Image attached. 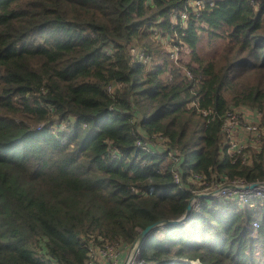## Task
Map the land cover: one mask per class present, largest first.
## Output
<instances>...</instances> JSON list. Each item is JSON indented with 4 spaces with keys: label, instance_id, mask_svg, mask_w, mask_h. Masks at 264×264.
Wrapping results in <instances>:
<instances>
[{
    "label": "trees",
    "instance_id": "16d2710c",
    "mask_svg": "<svg viewBox=\"0 0 264 264\" xmlns=\"http://www.w3.org/2000/svg\"><path fill=\"white\" fill-rule=\"evenodd\" d=\"M188 2L0 0V264H87L207 183L264 182V149L243 162L222 131L229 110L264 113V0ZM139 260L264 264V200L201 197Z\"/></svg>",
    "mask_w": 264,
    "mask_h": 264
},
{
    "label": "built area",
    "instance_id": "2783aa9c",
    "mask_svg": "<svg viewBox=\"0 0 264 264\" xmlns=\"http://www.w3.org/2000/svg\"><path fill=\"white\" fill-rule=\"evenodd\" d=\"M206 0H190L188 2L191 6L198 8L203 7ZM174 18L179 17L183 23L188 18L187 10H181L173 14ZM132 54L142 56L137 48H132ZM178 48L170 50L169 56L177 61ZM187 75H190L189 71H186ZM206 113V111H204ZM264 113L261 111L243 107L238 110H229L225 113L222 123V131L225 134V148L226 152L231 156H240L242 161L247 159L246 149L251 147L253 149H264ZM144 147V146H143ZM196 179H200L199 176H195ZM176 180L179 181V176L176 175ZM257 182L252 187L243 188L244 184H250L251 182H245L242 180H233L227 184H235L240 187H226V184L213 183L205 184L204 189L195 190V192H208L218 189L211 197L233 199L239 205L252 204L257 200H264V182ZM198 206V204L196 205ZM254 227H258V223H254ZM129 246H125L123 250L115 248L111 245H104L102 247L90 248L89 259L87 264H96V260L101 258L107 261L108 264H122L125 255L129 254ZM125 253L123 259L122 254ZM128 264H141L139 260V248L134 251L131 256L129 255ZM193 264V262L191 261Z\"/></svg>",
    "mask_w": 264,
    "mask_h": 264
},
{
    "label": "water",
    "instance_id": "95a60500",
    "mask_svg": "<svg viewBox=\"0 0 264 264\" xmlns=\"http://www.w3.org/2000/svg\"><path fill=\"white\" fill-rule=\"evenodd\" d=\"M255 184H257V182H251L250 184H244L243 188L252 187ZM262 184H264V183H262ZM225 186L226 187H237V188L240 187L239 185H235V184H226ZM217 191H218V189H215V190H212V191H208V192H205V191L204 192H202V191L196 192L189 198L186 211L180 218H178V219H164V220L157 221V222H154L152 224H149L145 228L141 229L139 231V233L137 234V236L135 237V239L133 240V242L130 244V247H129V250H128L129 254L125 255L122 264H128L127 261H128L129 255L131 256V254L140 247V245H141L142 241L144 240V238L147 235H150L151 231L154 228H156L158 226H162V225L178 224V223L183 222L191 214L192 205H193V202H194L195 199H198V198H201V197H211ZM190 262L191 261H189V263Z\"/></svg>",
    "mask_w": 264,
    "mask_h": 264
},
{
    "label": "rangeland",
    "instance_id": "374dc122",
    "mask_svg": "<svg viewBox=\"0 0 264 264\" xmlns=\"http://www.w3.org/2000/svg\"><path fill=\"white\" fill-rule=\"evenodd\" d=\"M164 47L166 50L170 51L172 49H175V47L173 48L171 45H167L166 43H164ZM199 52L202 54V55H209V53L211 52L210 50V46H209V42L206 40V38L202 39L201 43H200V47H199ZM178 57L183 56L185 59L188 57V53L183 50V52H178ZM196 193V192H195ZM199 203V198L198 199H195L194 202H193V205H192V210L197 208V204ZM120 250H123L122 248H120ZM122 254V253H121ZM125 253L122 254V259L124 257ZM193 263L195 261H192ZM190 264H192L190 262Z\"/></svg>",
    "mask_w": 264,
    "mask_h": 264
},
{
    "label": "bare ground",
    "instance_id": "6f19581e",
    "mask_svg": "<svg viewBox=\"0 0 264 264\" xmlns=\"http://www.w3.org/2000/svg\"><path fill=\"white\" fill-rule=\"evenodd\" d=\"M196 264V263H195Z\"/></svg>",
    "mask_w": 264,
    "mask_h": 264
}]
</instances>
